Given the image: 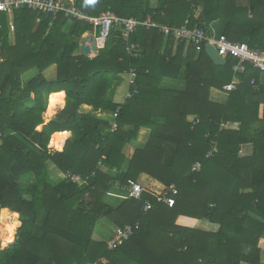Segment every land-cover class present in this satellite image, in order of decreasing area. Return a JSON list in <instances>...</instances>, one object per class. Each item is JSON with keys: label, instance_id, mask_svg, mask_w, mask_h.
Segmentation results:
<instances>
[{"label": "trees", "instance_id": "trees-1", "mask_svg": "<svg viewBox=\"0 0 264 264\" xmlns=\"http://www.w3.org/2000/svg\"><path fill=\"white\" fill-rule=\"evenodd\" d=\"M247 1L73 3L90 16L111 11L168 27L187 21L210 31L218 21L216 36L264 49V0ZM248 16L250 26L242 25L239 20ZM7 21L0 13V210L16 212L20 225L10 244L0 241V264H264L256 254L264 237L261 71L246 65L235 74L236 59L215 64L204 43L176 42L171 32L141 24L127 41L113 25L91 57L78 49L82 35L92 31L86 22L28 8L13 11L12 32ZM131 44L135 48L128 50ZM53 65L56 76L48 80L43 73ZM131 70V96L116 103L121 75ZM29 71L34 73L27 77ZM234 78L238 82L224 102L210 98L212 89L223 91ZM63 96V108L45 123L49 102ZM66 131L62 150L48 148L53 133ZM134 141L143 146L127 156ZM213 146L217 150L206 157ZM197 161L200 169L192 171ZM50 166L63 178L53 181ZM144 174L162 185L156 192L177 189L172 207L147 192L115 206L105 200L109 193H125L127 179ZM179 215L218 229L177 225ZM101 218L138 228L109 249L92 238Z\"/></svg>", "mask_w": 264, "mask_h": 264}, {"label": "built area", "instance_id": "built-area-1", "mask_svg": "<svg viewBox=\"0 0 264 264\" xmlns=\"http://www.w3.org/2000/svg\"><path fill=\"white\" fill-rule=\"evenodd\" d=\"M28 8L43 13H63L68 17L81 20L88 23L92 27V31H86L84 35L93 33L96 40L97 48L104 46L105 40L109 34V31L113 25L120 26L122 39L127 41L130 34H132L138 25H145L147 27L157 28L164 34L172 33L176 42L186 41L194 45H200L202 43L211 44L215 47L218 54L223 58L232 57L236 59V63L233 65L232 70L235 74L241 73L245 70L246 65L258 69L264 73V49L249 47L245 42L231 41L224 36H216L213 30L207 31L202 25H195L193 27L187 26V21L179 27H168L166 25L157 24L154 21H140L136 18H121L115 15L111 11H104L99 16H90L81 11L73 2L68 3L63 0H0V13H4L7 16V24L9 30H14L12 22V13L14 10ZM1 28V23H0ZM97 31V32H96ZM95 32L97 34H95ZM134 44L128 47V50H133ZM135 78V72L131 70L129 72V85ZM238 80H234L230 83L223 85V91L226 93L235 88ZM254 80L251 81L253 83ZM136 92V90H135ZM131 94L129 92L128 97ZM116 116V113L113 114ZM196 121L193 120V123ZM111 128L117 127L116 123L111 124ZM216 146H213L205 156L209 157L214 151ZM200 169V162H195L192 165V171H198ZM70 178L76 182H81V179L77 175H71ZM143 192H147L152 196L159 197L163 203L167 206L172 207L175 203L174 196L177 194V189L170 185L168 187H162L160 192L153 190V186H146L140 181L134 179H127L125 193L121 196L124 198H135L139 199ZM151 208L150 203H146L144 210ZM138 228V224H127L123 228H119L108 240L107 245L109 249H113L120 245L123 241L127 240L134 234V230ZM1 238V237H0ZM2 243V240H1ZM86 264H93L87 262Z\"/></svg>", "mask_w": 264, "mask_h": 264}, {"label": "crops", "instance_id": "crops-1", "mask_svg": "<svg viewBox=\"0 0 264 264\" xmlns=\"http://www.w3.org/2000/svg\"><path fill=\"white\" fill-rule=\"evenodd\" d=\"M65 2H68V3H72L74 2V0H63ZM239 3L242 4V5H247L248 4V1L247 0H239ZM262 13H264V9H262ZM250 20V21H249ZM240 23L242 25H245V24H248L250 26V22H251V19L250 17L248 16V18H241L240 20ZM211 28L213 29V31H215V33L217 32L218 28L220 27V22L216 21V22H213L210 24ZM248 26V27H249ZM84 36V34L82 35ZM80 44V43H79ZM44 76L48 79V80H53L56 76V67L53 65L51 67H49L47 70L44 71ZM121 78H122V81L119 83V85L116 87L115 89V92L113 94V101L116 102V103H122L125 101L126 98H128V94H129V73H123L121 75ZM260 81L262 84H264V73H261L260 74ZM166 85L168 86H172V87H176L178 89H181L182 88V84L181 83H178V82H174V81H171V80H167L166 81ZM213 91H217L216 89H212L211 92H210V95H211V99L212 97L214 96V93ZM52 93H62V92H52ZM50 93V94H52ZM222 95V94H221ZM49 98V97H48ZM61 99H63V104L62 106L60 107H57V109L55 110V113L50 116V117H47L44 118V121L45 123H47L49 120H51L64 106L65 104V101H64V96L63 97H59ZM56 99V98H55ZM217 101V100H216ZM224 102V101H223ZM82 108L84 110H89L90 107L87 106V105H84L82 106ZM50 109H51V106H50ZM49 109V110H50ZM48 111V110H47ZM46 114V112H45ZM38 129H40V127H38ZM144 132V131H143ZM57 133V132H56ZM65 133V132H64ZM54 134V133H53ZM52 134V135H53ZM58 134H62L60 132H58ZM66 138H65V141L70 137V132H67L66 131ZM52 135H51V138L52 139ZM64 141V143H65ZM64 143L62 145L61 148H55L54 146H51L50 149H54V150H62L63 146H64ZM48 145V146H49ZM131 146V145H129ZM143 146V145H142ZM127 156H129L127 154ZM50 168L52 169L51 171L52 172H57V175L60 177V179L63 178V175L54 167V166H50ZM141 182H144V180H149V183H150V186H153L155 184H159L157 183L155 180H153L151 177L147 176V175H142L141 178H140ZM153 184V185H152ZM147 186V185H146ZM149 187V186H148ZM122 193H109L106 197V201L115 206L117 205L121 200H123L124 198H122ZM4 210H7L9 211L10 213H16V212H12L10 211L9 209L7 208H2L0 210V212L2 213ZM17 219H18V226L20 225V221H19V217H18V214H17ZM175 224L177 225H180V226H185V227H189V228H194V229H200L198 227L199 224H202L205 228L204 229H200V230H206V231H212V232H215L217 229H218V225L217 224H214V223H210L206 220H199V219H195V218H191V217H188V216H184V215H179L177 216V218L175 219ZM17 226V227H18ZM201 226V225H199ZM96 228V229H95ZM119 228L116 227L114 224H112L110 221H108L106 218H101L97 221L94 229H93V234H92V238L95 240V241H104V240H98V239H95V233H102V232H106L107 234V239L104 241V242H107V240L114 234L117 232ZM13 239H14V236H13ZM1 246H3V244L1 243ZM258 258L260 259V262L264 263V237H261L260 240H259V244H258V247H257V252H256ZM242 264H249L247 262H243Z\"/></svg>", "mask_w": 264, "mask_h": 264}, {"label": "bare ground", "instance_id": "bare-ground-1", "mask_svg": "<svg viewBox=\"0 0 264 264\" xmlns=\"http://www.w3.org/2000/svg\"><path fill=\"white\" fill-rule=\"evenodd\" d=\"M51 109L46 111V116L44 117H50L55 113V110L57 107L62 106L63 99L56 98L51 100L50 102ZM67 134L66 132H62V134H54V137L50 141V145L54 146L55 148H61ZM17 213H10L7 210H4L0 215V231L2 234V241L3 246H7L13 241L14 231L17 227Z\"/></svg>", "mask_w": 264, "mask_h": 264}, {"label": "rangeland", "instance_id": "rangeland-1", "mask_svg": "<svg viewBox=\"0 0 264 264\" xmlns=\"http://www.w3.org/2000/svg\"><path fill=\"white\" fill-rule=\"evenodd\" d=\"M97 32V31H96ZM95 32V34H97ZM79 43H80V40H79ZM78 49H79V44H78ZM34 72L33 71H29L28 73H27V77H29V76H31L32 74H33ZM170 87H172V86H170ZM213 93H214V96L212 97V100L213 101H216L217 100V102H223V101H225V99H226V96H227V93H225V92H223V91H220V90H217V91H213ZM222 94V95H221ZM49 97V96H48ZM210 98H211V95H210ZM43 115H45V113L43 114ZM46 116V115H45ZM45 118H47V117H45ZM131 146H127L126 148H125V154H128L129 156L132 154V152L134 151V149L135 148H137V147H142V143H140V142H138V141H134L133 143H131L130 144ZM48 148H51L50 146H48ZM52 169L51 168H49V173H50V178L53 180V181H55V182H57L58 180H59V176L57 175V172H52L51 171ZM138 181H140L141 182V180L139 179ZM142 184H144V185H147V186H150V183H149V180H144V182H141ZM158 183V182H157ZM153 185V184H152ZM160 186H162L160 183L159 184H155V185H153V188L156 190L157 188H159ZM122 198H124V197H122ZM0 215H1V212H0ZM17 222H18V219H17ZM199 225H201V226H199ZM198 225V227L200 228V229H204L205 227L202 225V224H199ZM17 226H18V223H17ZM0 227H1V225H0ZM17 228V227H16ZM96 229V228H95ZM16 230V229H15ZM15 232V231H14ZM0 241L2 240V234H1V231H0ZM95 239H98V240H106L107 238V234H106V232H102V233H100V234H98V233H95ZM2 244H3V241H2Z\"/></svg>", "mask_w": 264, "mask_h": 264}, {"label": "water", "instance_id": "water-1", "mask_svg": "<svg viewBox=\"0 0 264 264\" xmlns=\"http://www.w3.org/2000/svg\"><path fill=\"white\" fill-rule=\"evenodd\" d=\"M98 50L93 33H88L80 38L79 51L82 54L94 57L98 54ZM205 51L215 64L223 65L226 63V59L218 54L213 45L206 44Z\"/></svg>", "mask_w": 264, "mask_h": 264}]
</instances>
